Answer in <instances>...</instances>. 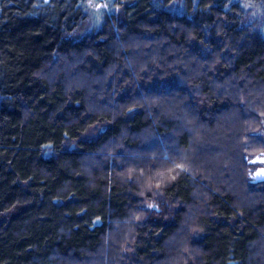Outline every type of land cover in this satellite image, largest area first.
Returning <instances> with one entry per match:
<instances>
[{
    "label": "trees",
    "instance_id": "obj_1",
    "mask_svg": "<svg viewBox=\"0 0 264 264\" xmlns=\"http://www.w3.org/2000/svg\"><path fill=\"white\" fill-rule=\"evenodd\" d=\"M86 1L0 0V264H264V0Z\"/></svg>",
    "mask_w": 264,
    "mask_h": 264
},
{
    "label": "rangeland",
    "instance_id": "obj_2",
    "mask_svg": "<svg viewBox=\"0 0 264 264\" xmlns=\"http://www.w3.org/2000/svg\"><path fill=\"white\" fill-rule=\"evenodd\" d=\"M246 8L247 19L249 21H260L263 16V7L260 0H241ZM104 0H87L86 1V17L80 28L76 31L79 33H90L92 29L101 22V8L104 7ZM252 177L254 180L264 179V175H257L264 170V153L255 155L251 159Z\"/></svg>",
    "mask_w": 264,
    "mask_h": 264
},
{
    "label": "snow or ice",
    "instance_id": "obj_3",
    "mask_svg": "<svg viewBox=\"0 0 264 264\" xmlns=\"http://www.w3.org/2000/svg\"><path fill=\"white\" fill-rule=\"evenodd\" d=\"M104 6L106 7L107 5H104ZM178 167H181V166L178 165ZM257 175H264V170H261V172L258 173Z\"/></svg>",
    "mask_w": 264,
    "mask_h": 264
}]
</instances>
